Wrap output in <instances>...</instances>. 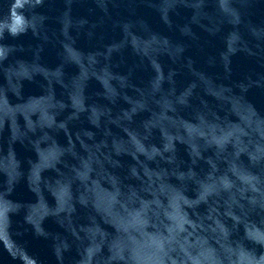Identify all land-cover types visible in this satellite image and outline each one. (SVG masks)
I'll list each match as a JSON object with an SVG mask.
<instances>
[{"label": "water", "instance_id": "95a60500", "mask_svg": "<svg viewBox=\"0 0 264 264\" xmlns=\"http://www.w3.org/2000/svg\"><path fill=\"white\" fill-rule=\"evenodd\" d=\"M15 264H264V0H0Z\"/></svg>", "mask_w": 264, "mask_h": 264}]
</instances>
